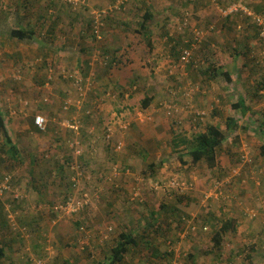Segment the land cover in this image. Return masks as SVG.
Segmentation results:
<instances>
[{"label":"rangeland","instance_id":"rangeland-1","mask_svg":"<svg viewBox=\"0 0 264 264\" xmlns=\"http://www.w3.org/2000/svg\"><path fill=\"white\" fill-rule=\"evenodd\" d=\"M236 5L264 16V0H84L75 5L0 0V105L8 129L15 120L23 124L13 140L25 159L0 160V184L7 176L12 183L11 190L0 193V238L23 246L22 264H106L122 231L134 233L140 243L130 246L119 264H264V38L243 9L231 11ZM147 6L153 17L142 31L150 35L143 37L138 31ZM20 17H29L25 23L39 38L11 36ZM96 22L102 24L99 34ZM69 35L75 36V55L86 45L89 51L83 54L92 61L88 75L74 83L64 77L66 70L56 79L57 63L50 67L55 71H45L54 60L44 57L55 54V46ZM172 39L180 47L175 54ZM42 43L53 52L41 53ZM216 70L229 72L231 80L212 77ZM81 81L85 96L80 97L76 83ZM151 95V105L143 107ZM241 98L246 111L236 107ZM67 101L80 104L64 110ZM174 107L179 112L169 113ZM38 114L49 119L48 131L33 127ZM228 118L237 121L236 130L227 129ZM74 119L81 122L80 133L63 126ZM25 125L30 129L23 130ZM209 125L227 135L217 166L191 164L188 155L182 159L187 149L177 138L191 142ZM119 140L125 146L116 151ZM49 154L53 163L65 155L71 160L48 165ZM29 155L41 156V162L30 164ZM81 159L80 182L93 187V201L73 214H56L50 202L68 191L60 177L69 180L70 163ZM35 167L37 176H58L50 189L62 190L51 201L23 178ZM174 179L193 186L181 191L171 184ZM108 197L115 206H102ZM238 215L249 228L257 226L255 231H248L251 236L229 232L221 247L213 248L210 242L224 219ZM39 241L40 251L34 244Z\"/></svg>","mask_w":264,"mask_h":264},{"label":"trees","instance_id":"trees-1","mask_svg":"<svg viewBox=\"0 0 264 264\" xmlns=\"http://www.w3.org/2000/svg\"><path fill=\"white\" fill-rule=\"evenodd\" d=\"M127 1L129 2L130 0H127ZM123 3H125V2H123ZM149 7L150 6L145 7L146 10L143 14V21L141 23V29L138 31L139 33H141L143 35V37H147L150 35L149 32H147V33L142 32L143 30L147 29L146 23L148 21H150L153 17V13L151 12V10H149ZM106 17H107V15H106ZM34 34H35L34 31L26 30V29H14L11 31L12 37H16V38H19L22 40L27 39V38L32 39ZM171 41L173 42V39ZM147 43L150 46V49L152 50L153 49V42L149 37L147 38ZM176 43L177 42L174 41L173 46H171V50L174 54L176 53L177 48L180 49L179 43H177V44ZM126 62H124V63H126ZM122 63L123 62H121V64ZM211 73H212V77H215V76L217 77V76L222 74V75H225L227 77V79L231 80L230 73L227 71L222 72L220 70H216V71H213ZM153 100H154V96H152V95L145 97V99L143 100V107L148 108L151 105ZM236 107L237 108L242 107V108H244L245 111H246V109H248L247 107H245V102H244L243 98H241V100H239L238 104H236ZM87 119H88V117H87ZM6 123H7V119H6L5 113H4V111L0 105V155H3V157H0V160L4 161V160L11 159V161L14 163L15 162H20V163L23 162L24 163L25 159L23 156H21L17 144L14 142L13 138L11 137V135L7 129ZM48 125H49V123H48ZM226 125H227L226 127L229 131H234L239 127V124L233 118H228L226 121ZM48 128L49 127H47L46 131H48ZM38 131H40V130H38ZM46 131H44V132H46ZM82 131H83V129H82ZM40 132H43V131H40ZM175 135L179 136V132H175ZM226 138H227L226 132L220 126H216V125H209L204 132L198 133L193 138V140L191 142L188 141L187 139H184V138H177L181 143L184 144V148L187 149L185 152H182L180 154V157L183 159L185 157V155H188L191 157V160H190V162H192L191 164H197L200 161H205L209 167H211V168L216 167L218 164V149L222 146V144L226 140ZM84 142L85 141L80 138L78 147L82 151H84L82 149V145L85 144ZM49 145H51V142H49ZM51 146H53V144ZM260 154L262 157H264V143L261 144V146H260ZM49 156H50V154L47 156L48 158L46 159V163L48 165L53 163V162H50V159H55V158H50ZM63 157H66V158H64V161L58 160L57 162H54L53 164L59 165V163H62V162L65 163V162H69L71 160L70 156H69V158H67L66 155L62 156V158ZM38 159H40V158H38L36 156L34 158L33 164H37V163L41 162ZM79 162H80L81 166L84 164L82 162V159ZM185 162L187 163V161H185ZM151 165H152V167H154L153 164H151ZM59 169H62V167L59 166ZM37 170H39V168L35 167L33 169L27 170L26 173L23 174L24 175L23 178L27 181V183L29 185L33 186L36 183H40L39 180L35 179V176L38 172ZM59 174L60 173H58V175ZM57 177L58 176H51V177L48 176L47 179H45V177L42 176L43 181H44V183H43L44 188H42L40 190L41 191L40 194L44 196L43 200H47L46 198H48V200L51 201L52 199H49V198H51V196H54L55 194H58L59 191L62 190V189H59L58 187H54L53 189H50L51 184H57V180H58ZM61 177H64V176H61ZM66 177H68V176H66ZM71 181H72V179H71ZM47 182H50V183H47ZM72 187L74 188V182L73 181H72V184L69 183L67 192L66 191H63L64 193L61 192L59 194V198L57 201L50 202L51 205L53 206L52 209H55L54 212L56 214H57V208L59 207V206H56V204L61 203V202L64 203L65 201H67V199L71 196ZM40 200L42 201V198H40ZM162 208H165V206H162ZM235 221H236V219H234V218H227V219L225 218L224 219L219 230H217V232L214 234V236L210 242V243H212V246L214 245L216 247L215 249H219L221 247L222 240L224 239L225 234H227L228 232L234 231ZM24 224L25 225L23 228H25L29 231L28 227L30 226V224H28V223H24ZM216 226L217 225H215L214 227H216ZM139 243H140V240L136 235H134V233L122 231L119 235V240H118L116 246L113 247V249H112L111 259H110V261L108 260L109 263H106V264H119L120 262L123 261L125 255L129 252V250L131 248L130 246H137ZM214 246H213V248H214ZM250 249L254 250L255 248L253 246H250ZM4 254H5L4 249L0 248V256L4 255ZM251 257H252L251 255L248 256V259H250ZM101 264H105V263H101Z\"/></svg>","mask_w":264,"mask_h":264},{"label":"crops","instance_id":"crops-1","mask_svg":"<svg viewBox=\"0 0 264 264\" xmlns=\"http://www.w3.org/2000/svg\"><path fill=\"white\" fill-rule=\"evenodd\" d=\"M39 11H40V9H37V16L35 15V17H39ZM58 17V16H57ZM70 18H73V16L72 17H70ZM29 19V17L28 18H23V17H20L19 19H16V26H15V28L16 29H26V30H32V31H34V36H33V38H35V37H37L38 36V34H37V32H36V30L35 29H33V28H31V27H28L27 25H26V23H25V21H27ZM31 23V22H30ZM63 26H65L66 27V25L65 24H63ZM62 25H61V27H63ZM64 27V28H65ZM63 28V29H64ZM32 38V39H33ZM37 38H39V37H37ZM28 40H32V39H29V38H27ZM22 40V39H21ZM25 40V39H24ZM23 41V40H22ZM32 42H34V41H32ZM74 42H75V36H71V35H69V37H66L65 38V41L63 42V44L60 46V47H58V46H55V54L53 53V55H51V56H47V57H44L46 60H49V61H52V60H54V62L52 61V63H49L48 64V67H47V69H45V71L47 72V74L49 73V72H52L53 70L55 71V69H56V71H57V74H56V79L58 78V75L59 74H61L62 72H63V70H66V72L64 73V77H68V79L70 80V82L71 83H74L75 82V78H77V77H80V76H82V75H88V73H89V70H90V65H89V63H91L92 64V61H88V56L86 55V54H83V52H85V51H89L88 50V48H86V45H82V47L81 48H79L80 50L79 51H77L76 52V55H75V44H74ZM41 47V48H40ZM38 48H40V50H41V53L42 52H46V53H52L53 52V49H51V48H49V46H48V44L47 43H42V44H40V45H38ZM44 55V54H43ZM42 55V56H43ZM126 61V60H125ZM57 63V65L56 66H58V67H56L55 66V69H52V68H54V65ZM52 66V68H50ZM50 68V69H49ZM83 69H86V71L83 73ZM91 69H93V68H91ZM69 70H72V71H69ZM44 71V72H45ZM221 71V70H220ZM46 74V73H45ZM48 78L49 79H51L52 78V74H49L48 75ZM79 79V78H78ZM46 84H48V81H47V83ZM45 99H48V97H45L44 98V100ZM241 100V99H240ZM149 108V107H148ZM3 109V108H2ZM4 111V110H3ZM60 111L63 113V110L60 108ZM5 113V116H6V112H4ZM14 113H16V111L14 112ZM64 114H67L66 112L64 113ZM19 123V121L18 120H15V121H13L12 123H11V130L10 129H8V122L6 123V125H7V129H8V131H9V133H10V135H11V137L13 138V136H14V134L13 133H17L18 131H21V126L23 125V124H18ZM175 125V124H174ZM33 127L36 129V130H39L36 126H35V124H34V122H33ZM173 128H174V126H172ZM26 128H29L30 129V126L29 125H25V126H23V130H25ZM109 130V129H108ZM69 131H71L72 132V130H69ZM74 132V131H73ZM75 133V132H74ZM63 136V135H62ZM63 137H66V136H63ZM47 142V143H46ZM43 143H46V146L48 145V140H46L45 142H43ZM264 143V142H263ZM40 144H42V143H40ZM56 145H57V143H56ZM34 157H36V155L35 156H33V155H29V158H30V160H29V163L30 164H32V163H34ZM40 158H41V156H39ZM111 174V173H110ZM68 175V178H69V180L68 179H63V177H60V181H61V184H62V182H64L65 183V185H66V187H68L69 186V183L70 184H72V181H71V176H70V174H67ZM71 175H72V173H71ZM70 176V177H69ZM111 176V175H110ZM35 179L36 180H39V182L40 183H36L35 185H29L30 186V188L31 189H33L34 190V192H36V194H38L39 192H41L40 190L42 189V187H43V183H44V181H43V178H42V175L41 176H35ZM47 183H50V182H47ZM39 184V185H38ZM95 185V184H94ZM116 185H118V183H116ZM87 188V187H86ZM93 187H91L90 185H89V188L88 189H92ZM112 199H110L109 197L107 198V201H106V203L105 204H103L102 206H115V205H112ZM243 215H244V213H243ZM241 215H238L237 217H235L234 219H236V221H235V229H234V231H237V230H241V231H244V232H246L245 234H247L248 236H251V234L248 232V231H255L254 229H255V227H257V226H255V227H251V228H249V224H248V222L246 221V220H244V218L243 217H240ZM35 220H36V218H35ZM35 222V221H34ZM29 224V223H28ZM248 228L250 229V230H248ZM259 230L258 229H256V232H258ZM231 232H233V231H231ZM229 233V232H228ZM63 237H64V235H58V238L60 239V240H62L63 239ZM22 241V240H21ZM6 242H8L5 238H3V239H1L0 238V248H2V249H4V251H5V254L4 255H1L0 256V259H2V264H9L10 262H11V264H22L23 263V261H22V259L20 258V256H21V249H22V247L23 246H18V245H13V244H7ZM34 244H38L39 245V248L38 247H34V246H32V248L34 247V249H36V248H38L39 249V251H40V247L42 248L43 246L40 244V241L39 242H35ZM33 249V250H34ZM10 253H12V256H10ZM24 258H25V256H24ZM0 264H1V261H0Z\"/></svg>","mask_w":264,"mask_h":264},{"label":"built area","instance_id":"built-area-1","mask_svg":"<svg viewBox=\"0 0 264 264\" xmlns=\"http://www.w3.org/2000/svg\"><path fill=\"white\" fill-rule=\"evenodd\" d=\"M63 2H68L71 3L72 5L75 4H79V3H84V0H60ZM74 3V4H73ZM243 9V12L245 13L244 15L247 17H252L253 18V23H255V25L259 26V31H260V36H262L264 38V16L262 14H258L252 10H249L247 8H244L242 5H236L235 8H233L231 11L237 10V9ZM101 17V16H100ZM102 24H99L98 22H96V26H95V32L97 34L100 33V28H101ZM100 26V28H99ZM196 34V33H195ZM200 34V32H198L196 34V36L198 37V35ZM100 38V36H99ZM186 53L183 55V58H186ZM16 79H21V75L20 74H16L15 75ZM76 84H78L79 87V95L81 96H85V91H84V87L82 86V81L81 82H77ZM48 99H45V102H47ZM80 104V101L77 102H72V101H67V103L63 106L64 110H69L73 105H78ZM177 113L179 112V109L174 107L173 111H169V113ZM201 114H199L200 116ZM34 123L37 126V128L40 131H46L47 127H48V118L45 115L42 114H38L35 116L34 118ZM80 121H76L74 120H66L63 122V126L71 129L72 131H74L75 133L79 132L80 129ZM80 133V132H79ZM112 136L113 134L109 131L108 133H106V139L108 140V142H110L112 140ZM79 143V142H78ZM125 144L122 140H119L118 142L115 143V150L116 151H120L124 148ZM245 157V156H243ZM78 163V165H77ZM80 163L76 160L74 162H71L69 165V170L72 173L71 175V179L74 182V187L75 188V193L74 195L70 196L67 201H65L64 203H60L57 208V211H61L62 213H66V214H73L75 212H78L79 210H81L83 207L90 205L91 202L93 201V196L92 193L89 191L90 189L86 188V185L83 182H80V179H82L83 176V168L79 165ZM116 167V166H115ZM115 170V169H114ZM116 172H113L114 176H115ZM131 172L128 171V173L126 174H130ZM90 178V177H89ZM86 178V179H89ZM173 184L174 188H177L181 191L184 190H188L191 189L193 186L192 182H186L183 180H178L176 181V179L173 180V182L171 183ZM140 186V185H139ZM12 188V183H11V176H7L5 177V181L4 183L0 184V193L2 192H7L9 190H11ZM87 189L85 192L83 191L84 189ZM23 196V195H22ZM135 197L139 196V192H135L134 193ZM254 214V213H253ZM252 214V215H253ZM10 218V217H9ZM192 227H195L192 225ZM205 230L207 229V227H204ZM25 229V228H24ZM111 230V228L109 229ZM84 248V247H83Z\"/></svg>","mask_w":264,"mask_h":264}]
</instances>
